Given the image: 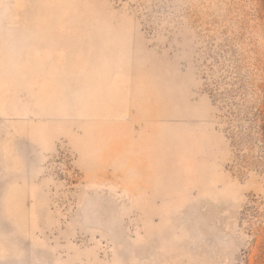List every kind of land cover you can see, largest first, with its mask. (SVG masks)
<instances>
[{"label": "rangeland", "instance_id": "obj_1", "mask_svg": "<svg viewBox=\"0 0 264 264\" xmlns=\"http://www.w3.org/2000/svg\"><path fill=\"white\" fill-rule=\"evenodd\" d=\"M264 0H0V264H264Z\"/></svg>", "mask_w": 264, "mask_h": 264}, {"label": "trees", "instance_id": "obj_2", "mask_svg": "<svg viewBox=\"0 0 264 264\" xmlns=\"http://www.w3.org/2000/svg\"><path fill=\"white\" fill-rule=\"evenodd\" d=\"M262 130L264 131V128L263 127H262ZM262 139H264V137Z\"/></svg>", "mask_w": 264, "mask_h": 264}]
</instances>
